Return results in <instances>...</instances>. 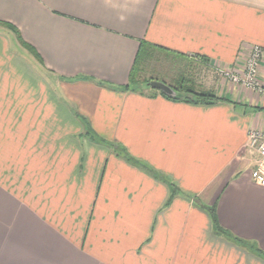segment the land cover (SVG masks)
Wrapping results in <instances>:
<instances>
[{"label":"crops","instance_id":"0c3cea01","mask_svg":"<svg viewBox=\"0 0 264 264\" xmlns=\"http://www.w3.org/2000/svg\"><path fill=\"white\" fill-rule=\"evenodd\" d=\"M0 22L33 49L0 24V264H264L207 212L264 251L247 147L264 96L218 73L257 46L264 84V0H0ZM142 40L204 66L196 88L221 99L124 90Z\"/></svg>","mask_w":264,"mask_h":264},{"label":"trees","instance_id":"16d2710c","mask_svg":"<svg viewBox=\"0 0 264 264\" xmlns=\"http://www.w3.org/2000/svg\"><path fill=\"white\" fill-rule=\"evenodd\" d=\"M0 24L4 25L5 27L13 31L23 47L27 48L29 51H33V49L29 45L25 44L21 40L19 36V32L14 27V25L7 22L5 23L0 22ZM161 58L162 60L173 61L172 65L175 64L178 65V71H176L172 75L173 77L171 78V80L168 81L169 85L177 92V94L175 96H168L162 92H159L161 95L170 98L172 100H182L184 102H189V103H211L221 99L216 95H214L213 92L210 90L196 88L195 86L196 80L194 78L195 72L193 71L197 67V64L195 62L188 59V57H186L181 53L170 51L164 47L153 45L144 40L140 41L139 43L137 53L135 55L132 67L128 75V83L123 87V89L131 90L135 92L139 91L140 93H143L144 91L138 87L140 84L143 83L145 88L148 89L149 91L153 93L157 92V90L150 88L149 81L152 79L158 80V78H155L153 75H151L152 74L150 72L151 70H145V68L147 67V63L149 61L151 60L159 61ZM200 58H202L203 62L207 60L205 57L203 56L201 57V55ZM144 72H146V74H149V76L148 77L143 76ZM165 77L166 76H163L161 81L165 82ZM175 82L180 83V86H175L174 85ZM87 129H88L87 132L88 131L92 132L89 125H87ZM120 150L123 156L129 162L137 163L151 174H154L157 178L167 181L165 177L159 175L156 171H154V169H152L147 164L139 162V160H137L135 157L129 154L125 149H120ZM169 185L171 187V192L165 204H168L170 202L175 192L177 191V187L173 183H169ZM192 199L193 201L199 203L196 197H193ZM207 212L210 216L212 226L216 234L220 236H227L230 238V240L235 242H243V240L235 236H231L226 229L221 227L215 214L214 205L208 207ZM255 251L258 255H261L264 252L259 247H255Z\"/></svg>","mask_w":264,"mask_h":264},{"label":"built area","instance_id":"2783aa9c","mask_svg":"<svg viewBox=\"0 0 264 264\" xmlns=\"http://www.w3.org/2000/svg\"><path fill=\"white\" fill-rule=\"evenodd\" d=\"M261 60V50L255 46L239 72L218 70V73L228 77L235 84H241L254 92L257 90L264 94V84L258 78ZM247 147L257 156L256 166L250 171L251 178L258 184L264 185V129L249 131Z\"/></svg>","mask_w":264,"mask_h":264},{"label":"rangeland","instance_id":"374dc122","mask_svg":"<svg viewBox=\"0 0 264 264\" xmlns=\"http://www.w3.org/2000/svg\"><path fill=\"white\" fill-rule=\"evenodd\" d=\"M0 29L2 30V27H0ZM3 33L6 35L7 40L10 42V48L12 49V51H23L22 47L18 44V41L15 38V35L7 30H3ZM173 61H168V60H162V58L158 61L156 60H151L147 63V67L145 68V70H151L150 72L152 73L151 75H153L155 78H158V80H161L163 76H165L166 73H175L176 71H178V65H172ZM180 65V64H179ZM206 71V68L202 65H197V67L193 70L196 71V73L198 74L195 78L197 80V82L200 81V77L202 75L203 71ZM240 70H237V72H239ZM259 71V70H258ZM233 72V71H232ZM259 73V72H258ZM143 76L148 77L149 74H146V72H144ZM223 77L227 78L226 76L223 75ZM259 78V77H258ZM202 79V78H201ZM175 86H180V83H174ZM139 88H141V90L145 91L147 90L144 86V84H140L138 86ZM256 93L261 94L262 96H264L263 93H260L259 91L255 90ZM260 110L264 111V107H259ZM263 128H261L262 130ZM228 240L230 239L229 237H226ZM232 241V240H231ZM236 244L241 245L242 247H244L247 251L251 252L253 255L260 257L262 259H264V252L261 255H258L255 251V247H259V245L257 244V242L255 241H249V240H243V242L240 244L238 242H236Z\"/></svg>","mask_w":264,"mask_h":264},{"label":"water","instance_id":"95a60500","mask_svg":"<svg viewBox=\"0 0 264 264\" xmlns=\"http://www.w3.org/2000/svg\"><path fill=\"white\" fill-rule=\"evenodd\" d=\"M149 86L150 88L158 90L168 96H175L177 94V92L170 85L160 80H150Z\"/></svg>","mask_w":264,"mask_h":264}]
</instances>
